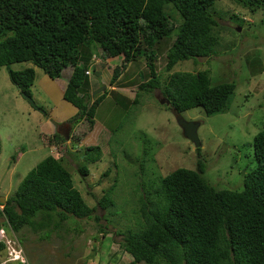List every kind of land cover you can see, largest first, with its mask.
<instances>
[{"label":"trees","instance_id":"obj_1","mask_svg":"<svg viewBox=\"0 0 264 264\" xmlns=\"http://www.w3.org/2000/svg\"><path fill=\"white\" fill-rule=\"evenodd\" d=\"M214 1L0 0V68L20 95L30 96L34 68L57 79L70 66L62 98L76 109L69 123L85 121L87 129L105 95L135 106L140 95L157 91L168 102L167 109L176 113L193 108L206 116L222 113L233 84L210 85L206 71L172 72L183 61L196 64L199 58L216 55L215 18L222 15L215 16ZM232 2L250 13L264 9V0ZM230 18L237 19L234 14ZM168 40L164 65L157 70L154 62L160 44ZM114 57L121 62L113 67L108 86L135 87L131 101L116 90L90 96L88 77L97 75L99 60ZM140 61L144 69L137 77L133 71L127 73L129 69L124 72L127 64ZM15 63L29 66L13 71L9 67ZM87 69L89 76L84 74ZM52 138L55 143L62 141ZM251 148L255 166L240 191L209 185L199 161L194 170L173 168L146 185L136 228L116 233L119 246L131 258L128 264H264V129L253 137ZM77 153L83 165L76 164L74 171L83 178L88 176L85 165L100 160L101 148L88 146ZM114 187L102 190L89 207L74 188L64 159L47 155L6 198L0 217L13 233L22 228L33 233L59 230L69 218L98 220L96 209L109 213L114 207Z\"/></svg>","mask_w":264,"mask_h":264},{"label":"rangeland","instance_id":"obj_2","mask_svg":"<svg viewBox=\"0 0 264 264\" xmlns=\"http://www.w3.org/2000/svg\"><path fill=\"white\" fill-rule=\"evenodd\" d=\"M212 10L215 16L222 15L215 18L219 37L216 55L199 58L196 64L192 60L183 61L172 69V72L206 71L210 85L219 82L234 85L226 111L206 116L200 108H193L181 113L184 120L199 123L198 152L182 137L172 111L159 104L157 91L140 95L135 106L129 102L116 103L105 95L93 118L95 125L102 127L97 144L101 156L98 162L85 165L88 176L81 178L74 171L75 165L81 162L74 156L78 153L61 145L48 152L54 158L64 159L74 188L89 207L95 205L102 190L114 184V207L109 213L96 209L94 215L98 220L69 218L59 230L43 229L33 233L22 228L18 233L12 232L11 246L16 244L23 264H128L131 258L119 246L121 238L116 233L136 228L140 221V198L147 190L146 185L173 168L194 170L199 161L203 164V177L212 187L233 191L243 188L245 178L255 166L252 139L264 129V9L250 13L232 0H215ZM232 14L236 20L230 18ZM170 42L160 44L154 62L157 70L164 65L163 50ZM137 63H133L127 73L133 71L137 77L144 69L142 61ZM25 67H28L26 63H15L9 68L18 71ZM66 68L65 72L71 69ZM5 75L3 82L0 77V192L7 190V175L12 172L15 179L9 188L13 193L16 178H22L43 154L25 153L35 147L29 109L36 106L21 95L20 100L16 95L14 98L4 85H11L13 92L16 87ZM134 88L118 93L131 101ZM85 130L86 124L76 136H81ZM40 149L44 153L45 148ZM29 156L34 157L33 160L22 166ZM106 170H109L108 175L101 177ZM3 230L6 237L12 239L0 218V231ZM6 253L5 248L0 249V263L6 259Z\"/></svg>","mask_w":264,"mask_h":264},{"label":"crops","instance_id":"obj_3","mask_svg":"<svg viewBox=\"0 0 264 264\" xmlns=\"http://www.w3.org/2000/svg\"><path fill=\"white\" fill-rule=\"evenodd\" d=\"M117 60L118 59L116 57L106 60H99L95 69L97 75L95 77H92L91 75L88 77L89 90L91 93L100 87H104V89L107 90H116L117 92L126 90L124 88H115L113 86L107 87L113 67L120 64V60L117 64H115ZM110 64H112L113 66H110ZM129 68L130 66L127 64L124 72H126ZM66 69L67 68L62 70L59 78L50 79L40 70L39 72H36L35 70L38 69L34 68V81L32 86L30 87V98L34 102L36 108H30L29 112L31 114L30 122L31 130L34 134L32 138L33 140L35 139V147L33 149H29L25 153L31 152V154H35L41 152L40 154H43L41 159H43L47 155H50L48 149H50L51 147H59V145L63 146L64 149H69L70 151L72 150L77 153L79 149H82L84 147L96 146L99 142V139L101 138L100 129L102 127L98 126V124L96 126L94 121L92 127L83 131L81 137L79 138L78 136H76V132L86 124L85 121H80L75 124L69 123V120L76 114V109L62 98L64 88L71 73V69L65 72ZM5 73V69H2L0 73L1 82H3V77L6 76ZM119 77H121V75ZM7 84L4 85L5 89H9L8 92H10L14 96V98L16 95V98H18L19 100L20 98L22 99L18 89L12 85L15 88L14 93L11 90V85ZM16 103H18L17 100ZM94 126H96L97 130H95ZM54 136L57 137V139L61 138L62 141H58L56 143L53 142L54 138L52 137ZM64 137H66V139H64ZM72 137H75L74 141H72ZM48 138H52L50 143L46 142V139ZM40 147L45 148L44 153L42 149H40ZM25 153H23L22 156H24ZM33 158L34 157L29 156L27 159H24V161L22 162V166H27V164L31 162ZM38 162H36V164ZM36 164H34L32 167H34ZM22 178H16L17 185ZM14 179V174L12 172H9L7 175L8 188L7 190L3 189L0 192V195L5 199L11 194V190L9 187L13 183ZM1 187H3V183H1Z\"/></svg>","mask_w":264,"mask_h":264},{"label":"water","instance_id":"obj_4","mask_svg":"<svg viewBox=\"0 0 264 264\" xmlns=\"http://www.w3.org/2000/svg\"><path fill=\"white\" fill-rule=\"evenodd\" d=\"M104 91V87H100V89L93 91L91 93V98H93L96 94H98L99 92H103ZM21 96L26 100L32 103V100L29 96L23 95L21 94ZM168 102L164 99H160L159 100V104H167ZM174 117H175V122L177 124V126L180 129L181 135L184 139H186L190 144L193 145L194 149H198L200 146V143L197 139V128L199 126L198 122L195 121H186L184 120L180 114L174 112ZM64 139H66V137H64ZM5 203V199L3 196H0V204H4Z\"/></svg>","mask_w":264,"mask_h":264},{"label":"built area","instance_id":"obj_5","mask_svg":"<svg viewBox=\"0 0 264 264\" xmlns=\"http://www.w3.org/2000/svg\"><path fill=\"white\" fill-rule=\"evenodd\" d=\"M94 62H97L96 60ZM84 74L86 76L90 75V71L89 69H87ZM55 148V147H54ZM51 150H54L51 149ZM51 155V154H50ZM2 210V206L0 205V212ZM11 233V232H10ZM12 233H11V238H12ZM0 242L4 245V248L6 249L7 253H6V260L2 261L0 264H5V262H23V258L20 254V251L16 250V244L13 245V247L11 246V243H13V238H7L6 235L3 233V231H0ZM16 252H18L19 254H16Z\"/></svg>","mask_w":264,"mask_h":264},{"label":"clouds","instance_id":"obj_6","mask_svg":"<svg viewBox=\"0 0 264 264\" xmlns=\"http://www.w3.org/2000/svg\"><path fill=\"white\" fill-rule=\"evenodd\" d=\"M116 58H117V57H116ZM119 58H120V57H119ZM119 58H118V59H119ZM120 62H121V58H120ZM159 96H160V95H159ZM29 97H30V96H29ZM160 99H162V98L160 97ZM160 99H159V100H160ZM163 99H164V98H163ZM164 100H165V99H164ZM164 105L167 106L168 103H167V104H164ZM172 113L174 114V111H172ZM178 114H179V113H178ZM180 115H181V114H180ZM192 146H193V145H192ZM195 150H196V149H194V151H195ZM50 156H51V155H50ZM52 157H53V156H52ZM0 196H1V195H0ZM6 198H7V197H6ZM4 199H5V198H4ZM5 200H6V199H5ZM0 205H1V204H0ZM1 206L3 207V204H2ZM1 211H2V210H1ZM1 218H2V217H1ZM2 219H3V218H2ZM3 220H4V219H3ZM4 223H5V222H4ZM4 230H5V229H4ZM4 230H3V233H5ZM6 230H9V231L12 233V231L10 230V228L7 227V226H6ZM0 244L3 246L2 249H4V245H3L1 242H0ZM5 258H6V256H5ZM5 260H6V259H5ZM16 262H17V261H16ZM5 263H11V262H5ZM18 263L23 264V263H24V260H23V262H18Z\"/></svg>","mask_w":264,"mask_h":264}]
</instances>
